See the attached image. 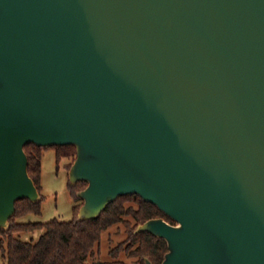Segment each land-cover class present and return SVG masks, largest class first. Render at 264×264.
<instances>
[{"label": "water", "instance_id": "obj_1", "mask_svg": "<svg viewBox=\"0 0 264 264\" xmlns=\"http://www.w3.org/2000/svg\"><path fill=\"white\" fill-rule=\"evenodd\" d=\"M29 143L75 146L77 220L171 218L134 229L160 264H264V0H0V228L41 199Z\"/></svg>", "mask_w": 264, "mask_h": 264}, {"label": "trees", "instance_id": "obj_2", "mask_svg": "<svg viewBox=\"0 0 264 264\" xmlns=\"http://www.w3.org/2000/svg\"><path fill=\"white\" fill-rule=\"evenodd\" d=\"M47 146L26 144L24 146L28 157V173L40 190L42 149ZM56 149L57 161L63 157L76 155L74 145L52 146ZM71 164L67 167L70 168ZM87 185L79 180L75 184L69 182L71 193H75ZM77 200H82L75 195ZM41 200L33 202L28 198L19 199L15 203V213L9 219L7 229L0 228V235L7 238L6 264H130L119 258L124 253L135 257L134 264H145V257L153 264H160L168 250L166 241L148 231L134 233L140 223L150 218L162 217L170 223L174 221L164 214L156 205L142 199L139 195H122L106 205L102 212L93 218L77 220L81 204L73 206V217L70 220L52 219L48 222L18 221V218L28 213H40ZM130 216L133 222L126 219ZM123 222L127 237L113 247L109 254L111 260L102 261L89 258L93 256L94 248L101 239L104 230L112 225ZM42 229L36 241H24L15 233Z\"/></svg>", "mask_w": 264, "mask_h": 264}, {"label": "rangeland", "instance_id": "obj_3", "mask_svg": "<svg viewBox=\"0 0 264 264\" xmlns=\"http://www.w3.org/2000/svg\"><path fill=\"white\" fill-rule=\"evenodd\" d=\"M76 155L63 157L57 161L56 149L47 146L42 149L41 156V179H40V195L41 211L40 213H28L18 218V221H40L48 222L52 219L70 220L73 217V206L82 204V200H77L76 196L71 193L69 187V169L68 165L72 164ZM81 206V205H80ZM126 219L133 222L132 217L126 216ZM42 229H34L31 231H22L15 233V236L24 241H36ZM126 227L123 222H118L104 230L98 245L94 248L93 256L89 258V262L93 259L102 261L111 260L109 251L119 242L127 237ZM7 238L0 235V264H6V252L2 247H6ZM120 259L134 264L136 258L127 254H120Z\"/></svg>", "mask_w": 264, "mask_h": 264}]
</instances>
